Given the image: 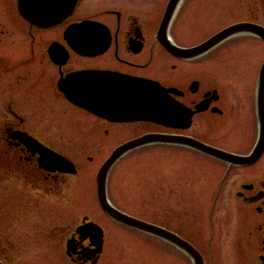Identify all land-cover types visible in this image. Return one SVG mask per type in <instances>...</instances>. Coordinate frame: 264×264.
Wrapping results in <instances>:
<instances>
[{
    "label": "flooded vegetation",
    "instance_id": "1",
    "mask_svg": "<svg viewBox=\"0 0 264 264\" xmlns=\"http://www.w3.org/2000/svg\"><path fill=\"white\" fill-rule=\"evenodd\" d=\"M3 1L10 22H0V183L7 204L16 202L23 214L41 201L58 204L81 172L88 143L117 141L126 127L124 140L103 163L123 144L146 135L191 137L231 156L224 160L191 148L223 170L208 215L207 246L197 243L203 264H264V0H78L65 19L48 27L29 23L19 0ZM194 25L216 28L195 43L174 35ZM225 31L207 50L186 52ZM233 60L243 63L240 69H231ZM121 78L158 81L177 109L176 118L165 125L94 113L93 108L111 111L103 95ZM196 123L197 136L188 133ZM225 142L230 146L220 145ZM157 144L167 145L138 148ZM52 152L71 161L76 173L59 170ZM86 160L93 163L94 157ZM218 202L231 218L227 248L215 246ZM5 208L0 264H10L18 249L11 231L1 227L13 215L11 206ZM84 218L50 225L52 249L60 244L73 264H90L99 256L90 238L77 232Z\"/></svg>",
    "mask_w": 264,
    "mask_h": 264
},
{
    "label": "rangeland",
    "instance_id": "2",
    "mask_svg": "<svg viewBox=\"0 0 264 264\" xmlns=\"http://www.w3.org/2000/svg\"><path fill=\"white\" fill-rule=\"evenodd\" d=\"M6 5L0 0V12L3 14L0 22L9 24ZM215 28L194 25L177 30L174 35L182 42L195 43L213 33ZM26 48L25 54L30 55V48L29 51ZM236 62L232 61L231 69H240L238 65L243 63ZM233 82L240 87L243 81ZM128 129H122L120 139H114L117 141L102 143L97 139L88 143L89 148L81 160L80 174L72 180L73 187L65 195L58 196L56 205L49 206L41 201L36 209L30 213L28 208L24 209L23 214L16 202L7 204L6 188L0 183V210L11 206L13 212L8 219L11 221L1 224V227L11 231L9 237L18 247L10 257V264H73L60 244L56 251L52 249L55 236L50 225L62 227L84 217L97 222L105 231L104 251L96 264H193L192 259L173 244L111 220L99 203L98 170L110 149L124 138ZM188 133L197 136V123ZM220 145L230 146L226 142ZM61 146L58 145L60 149ZM88 155L94 157L93 163L86 160ZM222 175L223 170L221 167L217 169L215 161L197 155V151L189 147L157 144L133 149L121 158L108 176L107 191L109 201L127 214L166 226L195 246L198 243L206 247L210 226L208 215ZM13 200H17V196ZM17 212L23 216L16 217ZM215 213L218 232L215 246L227 248L231 236L230 214L220 202L215 206Z\"/></svg>",
    "mask_w": 264,
    "mask_h": 264
},
{
    "label": "water",
    "instance_id": "3",
    "mask_svg": "<svg viewBox=\"0 0 264 264\" xmlns=\"http://www.w3.org/2000/svg\"><path fill=\"white\" fill-rule=\"evenodd\" d=\"M77 1L78 0H19V6L23 17L29 23L42 27H48L65 19L72 12ZM228 32L229 31H225L222 34L215 36L207 43L199 47L187 49L186 52L190 55H197L198 53L208 49ZM113 87L115 88H111V90L106 91L103 95L105 101L112 105L111 111L94 108L93 111L119 120L142 119L168 124L172 119H174L173 107L166 99V92L159 83L149 80H128L121 78ZM98 98L99 95L96 99L98 100ZM152 142L182 144L194 149H199L209 155L218 156L225 160H231V156L227 153L197 142V140L193 138L167 135L143 136L120 146L101 167L97 176V192L101 207L114 220L159 236L186 252V254L193 259L194 264H203V260L196 247L189 241L165 228L123 213L114 207L108 199L107 177L113 164L129 150ZM86 220L87 217L84 218L85 224L81 226L77 232L81 233L84 238H90L91 246L94 247V249H91L95 254L94 256L99 254V256L93 261V264H96L103 251L105 233L100 225L93 221L86 222ZM68 246L71 248L72 245L70 246L69 243Z\"/></svg>",
    "mask_w": 264,
    "mask_h": 264
}]
</instances>
